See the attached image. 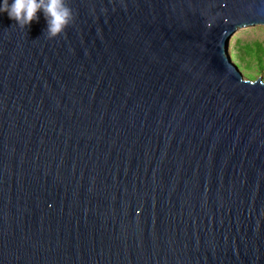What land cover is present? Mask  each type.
<instances>
[{"label":"water","instance_id":"1","mask_svg":"<svg viewBox=\"0 0 264 264\" xmlns=\"http://www.w3.org/2000/svg\"><path fill=\"white\" fill-rule=\"evenodd\" d=\"M0 15V264H264V81L228 58L264 0H66Z\"/></svg>","mask_w":264,"mask_h":264},{"label":"clouds","instance_id":"2","mask_svg":"<svg viewBox=\"0 0 264 264\" xmlns=\"http://www.w3.org/2000/svg\"><path fill=\"white\" fill-rule=\"evenodd\" d=\"M38 13L46 21L44 35L49 40L62 36L74 19L66 0H0V15L6 14L22 29L38 22Z\"/></svg>","mask_w":264,"mask_h":264},{"label":"rangeland","instance_id":"3","mask_svg":"<svg viewBox=\"0 0 264 264\" xmlns=\"http://www.w3.org/2000/svg\"><path fill=\"white\" fill-rule=\"evenodd\" d=\"M227 51L228 58L245 79L262 77L264 81V25L237 29L230 38Z\"/></svg>","mask_w":264,"mask_h":264},{"label":"trees","instance_id":"4","mask_svg":"<svg viewBox=\"0 0 264 264\" xmlns=\"http://www.w3.org/2000/svg\"><path fill=\"white\" fill-rule=\"evenodd\" d=\"M245 46H247V45H245ZM248 47V46H247ZM247 50H248V48H247Z\"/></svg>","mask_w":264,"mask_h":264}]
</instances>
